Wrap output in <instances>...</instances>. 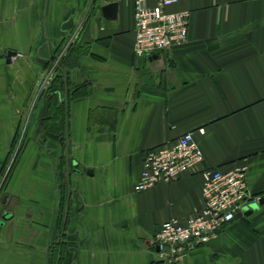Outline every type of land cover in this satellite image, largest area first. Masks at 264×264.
<instances>
[{
    "label": "crops",
    "instance_id": "crops-1",
    "mask_svg": "<svg viewBox=\"0 0 264 264\" xmlns=\"http://www.w3.org/2000/svg\"><path fill=\"white\" fill-rule=\"evenodd\" d=\"M134 5L0 0V264H164L150 242L203 209V168L264 195V0H179L188 42L144 58ZM192 131L204 163L136 192L145 152ZM178 264H264V204Z\"/></svg>",
    "mask_w": 264,
    "mask_h": 264
},
{
    "label": "built area",
    "instance_id": "built-area-1",
    "mask_svg": "<svg viewBox=\"0 0 264 264\" xmlns=\"http://www.w3.org/2000/svg\"><path fill=\"white\" fill-rule=\"evenodd\" d=\"M135 0L136 39L134 55L150 57L181 47L188 42L190 13L168 9L179 0ZM16 59V58H15ZM200 134L205 129L197 130ZM196 131L188 132L176 141L147 150L143 170L135 191L145 192L159 184L171 183L185 173L197 169L204 154L195 140ZM202 197L204 207L185 223L172 218L156 233L150 245L164 264H178L189 253L206 246L237 220V216L261 205L264 195L253 193L247 182V170L203 168Z\"/></svg>",
    "mask_w": 264,
    "mask_h": 264
},
{
    "label": "water",
    "instance_id": "water-1",
    "mask_svg": "<svg viewBox=\"0 0 264 264\" xmlns=\"http://www.w3.org/2000/svg\"><path fill=\"white\" fill-rule=\"evenodd\" d=\"M117 8H118L117 4H111V5L105 6L103 8V15L105 17H107L108 19H115L117 17ZM9 56H11V55H9ZM261 204H264V199L262 200ZM257 208H258V206L257 205H254L252 207V211L246 212L244 216H249L250 214L253 213V211H256ZM242 217H243V215L242 214H239L237 216V219L238 218H242Z\"/></svg>",
    "mask_w": 264,
    "mask_h": 264
},
{
    "label": "trees",
    "instance_id": "trees-1",
    "mask_svg": "<svg viewBox=\"0 0 264 264\" xmlns=\"http://www.w3.org/2000/svg\"><path fill=\"white\" fill-rule=\"evenodd\" d=\"M55 85H56V83H55ZM61 88H62V84L59 83V85L55 89H53V91L51 92L52 94H50L51 104L53 105L52 107H53V109H57L58 111L64 110L63 108L65 107V104H63V103L58 105L57 99H56V95H57L56 92H57V90H61ZM85 94L86 93H84L83 95H85ZM80 95H82V93L77 95V97ZM75 97H76V94H75ZM47 129H49V128H47Z\"/></svg>",
    "mask_w": 264,
    "mask_h": 264
},
{
    "label": "rangeland",
    "instance_id": "rangeland-1",
    "mask_svg": "<svg viewBox=\"0 0 264 264\" xmlns=\"http://www.w3.org/2000/svg\"><path fill=\"white\" fill-rule=\"evenodd\" d=\"M70 39H72V38H70ZM61 52H62V51H61ZM58 55H59L58 57L61 58L60 53H59ZM13 164H14V165H13V167H14V166H15V162H13ZM7 180H8V176L5 177L3 184H4Z\"/></svg>",
    "mask_w": 264,
    "mask_h": 264
}]
</instances>
